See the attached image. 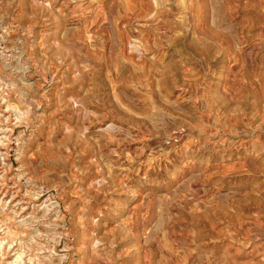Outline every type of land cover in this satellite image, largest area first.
Instances as JSON below:
<instances>
[{"label": "rangeland", "instance_id": "rangeland-1", "mask_svg": "<svg viewBox=\"0 0 264 264\" xmlns=\"http://www.w3.org/2000/svg\"><path fill=\"white\" fill-rule=\"evenodd\" d=\"M0 264H264V0H0Z\"/></svg>", "mask_w": 264, "mask_h": 264}]
</instances>
